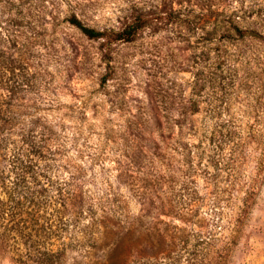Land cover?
<instances>
[{
	"label": "rangeland",
	"instance_id": "rangeland-1",
	"mask_svg": "<svg viewBox=\"0 0 264 264\" xmlns=\"http://www.w3.org/2000/svg\"><path fill=\"white\" fill-rule=\"evenodd\" d=\"M0 264H264V0H0Z\"/></svg>",
	"mask_w": 264,
	"mask_h": 264
},
{
	"label": "trees",
	"instance_id": "trees-1",
	"mask_svg": "<svg viewBox=\"0 0 264 264\" xmlns=\"http://www.w3.org/2000/svg\"><path fill=\"white\" fill-rule=\"evenodd\" d=\"M70 24L77 27L82 31L84 35H86L90 39H98L105 36L104 32L98 31L94 28H90L82 23L81 20H79L76 16H72L69 19ZM145 27V21L135 18L132 23H130L124 31L117 34L116 38L118 40H124V41H132L136 34ZM239 34L241 36H244V33L240 30H238ZM16 159V157H14ZM17 162V161H15ZM35 176V174H33ZM32 176V177H33ZM45 227V225H43Z\"/></svg>",
	"mask_w": 264,
	"mask_h": 264
}]
</instances>
